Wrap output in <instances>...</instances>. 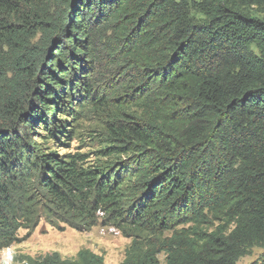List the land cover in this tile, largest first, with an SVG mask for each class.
Segmentation results:
<instances>
[{
	"label": "trees",
	"instance_id": "16d2710c",
	"mask_svg": "<svg viewBox=\"0 0 264 264\" xmlns=\"http://www.w3.org/2000/svg\"><path fill=\"white\" fill-rule=\"evenodd\" d=\"M259 6L0 0V249L45 216L115 227L131 239L120 264H236L255 245L248 264H264ZM86 103L104 123L100 158L36 141L65 144L73 127L55 113L76 121Z\"/></svg>",
	"mask_w": 264,
	"mask_h": 264
},
{
	"label": "rangeland",
	"instance_id": "374dc122",
	"mask_svg": "<svg viewBox=\"0 0 264 264\" xmlns=\"http://www.w3.org/2000/svg\"><path fill=\"white\" fill-rule=\"evenodd\" d=\"M259 17L264 16V7H254ZM90 105L83 107L76 121L71 120L68 114L55 113L57 118H66L73 127L70 139H62L65 144L54 142L45 136H36V141L47 145L59 152H81L95 161L98 150L104 144L103 126L98 112L89 109ZM58 112V111H57ZM41 135V128L35 127ZM102 157V156H101ZM105 158V157H104ZM19 240L10 246L0 249V264H33L46 256L56 252L61 259H75L79 249L87 248L103 257V264H120L125 256L131 239L123 236L118 229L98 223L89 230L79 231L63 223L51 221L41 217L35 226L22 228L18 231ZM262 248L252 246L247 254L240 257L236 264H248L260 258ZM161 264H164V255H158Z\"/></svg>",
	"mask_w": 264,
	"mask_h": 264
}]
</instances>
